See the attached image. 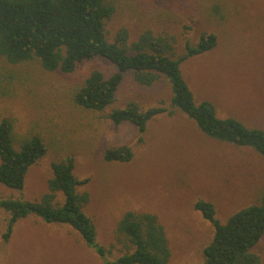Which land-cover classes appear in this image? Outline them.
Listing matches in <instances>:
<instances>
[{"label": "rangeland", "instance_id": "obj_1", "mask_svg": "<svg viewBox=\"0 0 264 264\" xmlns=\"http://www.w3.org/2000/svg\"><path fill=\"white\" fill-rule=\"evenodd\" d=\"M115 12L106 23L107 38L126 29L128 44L145 31L172 38L176 56L185 42L196 46L203 33L217 35V46L181 64L196 102L210 101L220 118L233 117L249 128L264 130V0H108ZM106 75L116 68L103 58L84 61L71 75L49 72L31 60L9 64L0 56V77H12L10 97L0 98V121H13L15 147L24 137L40 136L47 153L27 173L22 190L0 183V199L40 201L48 192L51 164L74 159V174L90 181L78 187L89 194L84 211L95 224L97 242L110 250L107 260L125 251L118 240L123 215L152 213L163 225L169 264H202L215 228L200 211L198 200L213 204L225 223L233 214L260 201L264 194V157L205 136L196 123L177 112L150 121L143 141L134 125L115 126L110 113L137 102L142 109L170 108L166 79L152 86L127 72L116 101L91 111L73 101L75 88L91 71ZM132 145L128 163L104 160L112 146ZM62 197L59 195V199ZM10 214L0 208V264H101L94 249L68 225H51L29 216L3 238ZM264 264V237L255 248Z\"/></svg>", "mask_w": 264, "mask_h": 264}, {"label": "trees", "instance_id": "obj_2", "mask_svg": "<svg viewBox=\"0 0 264 264\" xmlns=\"http://www.w3.org/2000/svg\"><path fill=\"white\" fill-rule=\"evenodd\" d=\"M114 12L115 6L108 0H0V56L14 65L36 60L44 70L64 75L74 74L84 61L106 59L115 66V72L106 75L95 69L74 90V103L91 111H104L116 101L127 72H133L142 86L166 79L172 91L169 109L144 110L137 102H130L110 113L113 124L134 125L141 143L150 121L164 113L180 112L193 120L208 138L252 148L264 157V130L249 128L233 117H218L210 101H195L183 76L181 64L214 49L216 34L203 33L196 46L186 40L185 53L177 57L172 38L149 30L131 44L126 29L119 30L114 41H109L106 23ZM11 79L0 77V98L13 94ZM13 128L12 120L0 121V183L22 190L28 171L47 153L48 147L40 136L33 135L22 138L16 148ZM133 157L132 145L124 144L107 148L103 158L107 162L128 163ZM74 168L72 157L53 162L48 192L40 201L0 199V208L10 214L4 240H10L21 219L36 216L51 225L73 228L105 259L101 264H169L171 253L158 217L132 211L123 215L117 227L118 240L124 241L125 251L114 260L106 259L110 250L97 242L95 224L84 211L89 194L78 192V187L90 179H78ZM194 209L216 230L212 242L204 249L202 264L261 263L255 248L264 237V194L258 203L239 210L225 223L216 218L215 208L208 201L198 200Z\"/></svg>", "mask_w": 264, "mask_h": 264}]
</instances>
